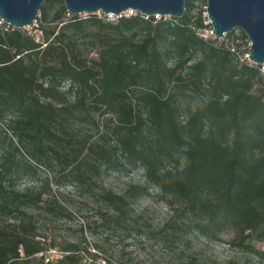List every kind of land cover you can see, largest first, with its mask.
Listing matches in <instances>:
<instances>
[{
  "label": "trees",
  "instance_id": "1",
  "mask_svg": "<svg viewBox=\"0 0 264 264\" xmlns=\"http://www.w3.org/2000/svg\"><path fill=\"white\" fill-rule=\"evenodd\" d=\"M192 6L193 0H185L183 16L169 20L145 18L138 12L115 22H105L96 14L87 19L73 14L70 23L75 28L89 21L115 35L101 41L97 58L90 63L72 48L63 47L58 35L44 44L18 29H0V124L4 134L7 130L11 134L8 149L0 155V192H6L2 183L7 180L10 188L6 193L12 195V200L0 197V214L22 212L21 206L28 200L40 201L50 192L48 180L31 196L27 190L14 189L13 180L7 178L11 163L22 175L36 176L40 167L56 162L64 179L81 181L87 177L75 150L64 151L70 141L56 132V125L62 126L61 119L72 114V107L90 108L116 117L122 132L115 146L124 158L120 165L142 167L146 182L185 204L196 218L198 230L229 226L264 244V93L254 95L250 83L241 79L246 76L252 80L264 72L247 59H236L223 68L210 55L220 51L230 57L233 52L208 45L211 52L190 68L197 83L208 85L210 91L185 124L178 118L176 99L165 90L167 79L179 78L174 76L179 63L168 68L167 59L175 55L182 58V64L187 63L195 50H203L207 44L197 30L209 24L200 11L190 15ZM39 11L44 12V8ZM137 31L140 41L126 35L131 32L135 36ZM241 35L247 39L242 31ZM46 54L54 55L52 62L39 58ZM144 78L148 84L136 99L145 113L130 96V89ZM61 132L65 133L62 127ZM166 164L171 167L167 169ZM103 197L112 204L125 203L122 195L110 190H105ZM50 202L54 203L49 208L53 213L65 211L55 198ZM30 229L31 224L24 225L26 232L0 243V264H18L44 250L40 242L30 240ZM242 245L264 257V249ZM64 251L67 253L58 264H80L77 246H67ZM190 263L199 264L195 259Z\"/></svg>",
  "mask_w": 264,
  "mask_h": 264
},
{
  "label": "rangeland",
  "instance_id": "2",
  "mask_svg": "<svg viewBox=\"0 0 264 264\" xmlns=\"http://www.w3.org/2000/svg\"><path fill=\"white\" fill-rule=\"evenodd\" d=\"M205 6L202 0H193L190 15L196 16L200 11L205 18ZM41 7L44 12L38 11L37 21L31 25L14 28L2 23L0 29H18L44 44L53 41L58 35L63 47L72 48L78 57L88 63L97 58V48L101 41L107 35L115 36L110 29L100 28L89 21L75 28L70 23L73 14L66 11L62 0H46ZM126 14L131 15L129 12ZM75 15L87 19L89 13ZM97 16L105 22H115V19L104 20L101 14ZM165 18L169 20L171 17ZM211 28L209 24L206 29L197 30L207 44L203 50H195L189 62L182 64V58H176L175 55L166 61L168 68L179 63L174 74L179 78L167 79L165 90L176 99L178 118L182 124H185L194 110L201 107L210 91L208 85L197 83L190 68L204 54L211 52L208 45L228 48L233 52L230 57H224L220 51L210 55L223 68H228L236 59L239 62L245 61L248 54L249 42L242 37L240 29H233L231 36L225 34L215 38L209 32ZM126 35L129 38L135 37L137 41L141 38L139 31L135 36L131 32ZM236 44L239 46L236 47ZM39 58L50 63L54 55L46 54ZM241 79L250 83L254 95L264 93V74L252 80L246 76ZM147 84L148 79L144 78L140 80L139 86L130 89L133 103L143 113L145 109L142 104H138L136 97ZM66 87L67 82H64L62 89ZM68 101L71 104L74 102L72 94L68 96ZM71 111V115L61 119L62 126L56 125V132L69 139L70 144L64 151L75 150L74 154L83 161L80 169L87 177L81 181L64 179V171L56 162L50 167H40L36 176L22 175L19 168H13L16 167L13 163L7 169V178L13 180V188L18 191L27 190L30 196L34 195L41 186L44 187L46 180L50 187V192L44 193L40 201L31 198L32 201L28 200L22 205V212L10 216L0 214V243L23 234L26 232L24 225L31 224L30 240L40 242L44 248L42 252L22 259L18 264H58L61 256L67 253L64 249L70 245L79 248L78 252L82 256L80 264H191V259L199 264H264L263 256L242 245L249 243L263 250L264 244L253 235L244 237L229 226L222 229L209 228L205 232L198 230L195 226L196 218L186 210L185 204L163 194L156 185L146 182L142 167H122L120 163L124 162V158L115 149L122 132L115 116L101 115L90 108L72 107ZM10 116L6 117L4 123ZM61 127L65 133L61 132ZM3 128L0 124V155L8 149L7 142L11 137L10 131H6V136ZM3 138L6 140L3 141ZM12 142L16 144L15 137ZM14 154L16 158H21L19 153ZM1 162L3 159L0 157ZM165 167L169 169L171 164ZM2 185L7 192L10 188L8 181H3ZM105 190L122 195L125 203L108 202L103 197ZM6 192H0V197L12 200V195ZM53 198L64 206L63 213H53L49 209L54 204L50 202Z\"/></svg>",
  "mask_w": 264,
  "mask_h": 264
},
{
  "label": "water",
  "instance_id": "3",
  "mask_svg": "<svg viewBox=\"0 0 264 264\" xmlns=\"http://www.w3.org/2000/svg\"><path fill=\"white\" fill-rule=\"evenodd\" d=\"M46 0H0V19L14 28H24L35 20ZM68 13L94 14L98 11L118 15L129 10L147 17L180 18L185 0H62ZM211 33L221 38L233 29H240L249 41L247 58L264 63V0H205Z\"/></svg>",
  "mask_w": 264,
  "mask_h": 264
},
{
  "label": "built area",
  "instance_id": "4",
  "mask_svg": "<svg viewBox=\"0 0 264 264\" xmlns=\"http://www.w3.org/2000/svg\"><path fill=\"white\" fill-rule=\"evenodd\" d=\"M126 12H129L130 14H135L136 13V11H132V10H129V11H126ZM126 12H122V13H120V14H118V15H115V14H112V13H107V14H104V13H102V12H100V11H98L97 13H94V14H101L102 15V18L103 19H105V20H107V21H111V20H116L117 18H119V17H121V16H127V14H126ZM142 15V14H141ZM143 17H145V18H147V16H145V15H142ZM154 17L155 18H160V16L159 15H154ZM205 18H206V21H205V23L206 24H210L209 23V20H208V18H207V14H205ZM34 22H36V19L33 21V23ZM2 23H5L2 19H0V24H2ZM211 31L212 30H210L209 32L211 33ZM212 34V33H211ZM248 55V54H247ZM246 59H247V61L250 63V64H254V65H258V67H259V70L261 71V72H264V63H262V64H255V63H252L251 61H249V59L247 58V56H246Z\"/></svg>",
  "mask_w": 264,
  "mask_h": 264
}]
</instances>
